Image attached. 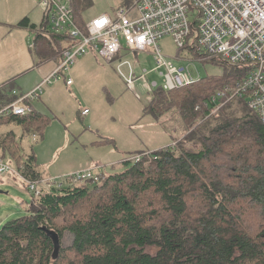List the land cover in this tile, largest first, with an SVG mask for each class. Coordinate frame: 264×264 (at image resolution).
I'll list each match as a JSON object with an SVG mask.
<instances>
[{
	"label": "trees",
	"instance_id": "obj_1",
	"mask_svg": "<svg viewBox=\"0 0 264 264\" xmlns=\"http://www.w3.org/2000/svg\"><path fill=\"white\" fill-rule=\"evenodd\" d=\"M72 2L83 29L87 23L77 14L83 7ZM20 25L36 29L28 19ZM46 26L36 37L35 52L41 62L60 61L71 38L46 33ZM195 31L179 56L187 51L212 61L224 68L223 76L157 91L147 106L157 113V101L161 106L177 95L174 105L188 123L182 130H187L185 142L139 152L134 156L144 155L140 162L126 160L120 171L104 173L98 182L33 195L26 215L0 229V264H264V124L246 97L235 98L214 116V95L203 93L214 86L233 88L251 66L201 55ZM235 143L236 151L226 152ZM30 159L24 162L27 176L40 180ZM50 232L60 240L56 256ZM66 233L73 243L64 249Z\"/></svg>",
	"mask_w": 264,
	"mask_h": 264
},
{
	"label": "built area",
	"instance_id": "obj_2",
	"mask_svg": "<svg viewBox=\"0 0 264 264\" xmlns=\"http://www.w3.org/2000/svg\"><path fill=\"white\" fill-rule=\"evenodd\" d=\"M37 1L44 10L47 30L68 35L71 43L65 47L55 70L40 85L25 96L18 97V93L14 92L17 100L2 110L0 117L32 115V102L42 95L45 84L66 79V84L71 86L73 80L67 76L80 58L93 53L107 62H113L123 49L122 42L131 52L153 54L155 71L160 72V82H150L148 76L151 72L146 70L140 76L132 73L126 78L128 86L138 97L137 81L143 82L149 94L192 85L200 79L195 78L188 67L175 65L164 54L160 41L170 37L175 47L181 50L188 44L192 29L196 28V43L205 55L221 57L234 65L251 66L243 81L233 88L225 86L212 97V111L221 109L237 97H246L247 105L264 124V0H137L131 8H120L115 17L100 15L83 29L77 23L72 0ZM126 64L128 62L123 63L119 70ZM88 112L86 110L84 114ZM143 157L136 155L128 161L137 163ZM100 169L94 167L35 180L27 176L24 164L14 166L0 157V178L6 175L17 178L35 196L51 188L98 182L103 175ZM40 183L43 188L38 187Z\"/></svg>",
	"mask_w": 264,
	"mask_h": 264
},
{
	"label": "rangeland",
	"instance_id": "obj_3",
	"mask_svg": "<svg viewBox=\"0 0 264 264\" xmlns=\"http://www.w3.org/2000/svg\"><path fill=\"white\" fill-rule=\"evenodd\" d=\"M77 2L83 7L78 8L79 13L77 14L82 17L85 23L103 14L115 17L120 8L130 4L129 0H77ZM34 35V33L31 34L32 39ZM122 44L123 49L113 62H107L95 54H89L82 57L79 63L77 62L78 64L75 63L68 73V78H72L75 82L73 87H68L64 80H54L43 86L40 109L50 115V122L44 136L41 138V134H38L43 140L40 143L43 147L41 145L42 148L38 151V145L35 144L33 154H35L36 162L44 175L56 176L66 171L83 169L88 165L86 162L82 163L85 159L89 161V164L94 161L106 164L119 160L118 165L111 169L113 172H117L123 168V161L142 150L148 153V151H157L170 145L174 146L173 144L177 147L182 144V141L185 142L187 130H182L186 129L188 123L180 114L179 107L174 105L177 95H170L161 106L157 101L154 104L158 107L157 113L148 111V92H145L143 82L137 81L135 84L137 92L141 94V98H138L122 78L129 76L132 69L125 65L121 67L120 72L117 71L118 62L123 60L134 62L137 57L144 63L135 67L133 72L136 76L146 70L151 72L148 76L150 82H160V72L155 71V58L150 56L146 59L142 53L131 55L129 54L131 51L125 43L122 42ZM160 45L164 54L175 65L188 67L197 79L221 78L224 74L222 66L212 61L202 62L200 57L193 56L187 51L181 52L180 57L179 50L170 37L162 39ZM200 54L205 56L203 51ZM179 57L182 59H178ZM82 61L83 64L79 66ZM219 90L220 88L214 86L203 93L204 95L205 93L215 95ZM110 96L113 100H110ZM199 106L202 109L203 105ZM85 109L91 111L88 118L82 114ZM219 110L212 111L213 115H217ZM93 117L97 123L89 124V120ZM97 133H101L103 137H113L119 151L109 144L104 146L86 145L97 139ZM172 136L176 138H172ZM67 139L72 142L66 145ZM238 145L232 144L229 149H226V152L234 153ZM113 149L115 150L113 152L118 155V159H115L116 157L110 159ZM5 178H11V180L6 181ZM38 187L43 188L41 183L38 184ZM0 191H2L0 193L1 229L9 220L26 215V209L34 196L21 181L11 175L0 178ZM149 196L157 203L156 195ZM145 206L146 204L143 209ZM72 243L73 235L71 233L64 234L62 248L67 249ZM147 250L155 253L152 248Z\"/></svg>",
	"mask_w": 264,
	"mask_h": 264
},
{
	"label": "crops",
	"instance_id": "obj_4",
	"mask_svg": "<svg viewBox=\"0 0 264 264\" xmlns=\"http://www.w3.org/2000/svg\"><path fill=\"white\" fill-rule=\"evenodd\" d=\"M24 19H28L29 23L32 26H35L36 29L20 25ZM45 19L44 10L41 8L37 0H0V112L16 101L19 96H25L33 91L43 82L41 80L44 77L46 78L55 70L61 61L48 60L41 62L35 52V40L37 35L42 33L45 29ZM48 32L49 31L47 30L46 33ZM33 33L35 35L32 39L31 34ZM129 54L138 55L139 53L129 52ZM142 56H145L146 59L150 56L154 57L153 54L148 52H142ZM81 59L82 58L79 60ZM79 60L77 61L78 63ZM125 62H128L126 65L132 69L129 74L131 75L133 73L135 76L136 74L133 72L135 71V67L144 63L137 59V57L134 62L123 60L117 64L118 72H120L119 67ZM82 64L83 61L79 64V66ZM130 75L122 77L125 82L126 78L130 77ZM61 80H64L66 84V79ZM74 85L75 82L73 81L72 86H67L73 87ZM144 90L147 93L145 88ZM132 91L136 94L134 90ZM14 92L18 93V97L14 94ZM147 94L148 103L152 102L155 93ZM139 95L140 96L138 97L136 94L138 98H141V94ZM110 100H113L112 96H110ZM32 107L34 113L32 116L27 118V121H20L18 118L24 117L18 116L0 117V157L4 158L7 162L13 164L14 166L23 165L26 160L28 161V159L33 158V167L37 173L40 174V180L64 176L73 172L87 170L94 167H101L100 172L103 174L113 172L111 169L112 167L118 165L120 162L119 160L106 164L94 161L89 164V161L85 159L82 163L86 162L88 164L86 166L87 168H78L71 172L66 171L65 173H61V175L57 174L56 176L50 174L44 175L40 171L41 167L38 166L36 162V156L33 154V150L35 148V144L38 145V151H40L43 147V145L40 144L41 141H43L41 138L44 136L49 125L50 115L45 113V110L40 109V97L32 102ZM86 110L89 112L84 114V111ZM82 114L88 118L91 115V111L89 109H85L82 111ZM92 123H97L94 117L89 120V124ZM90 126H88V128H91ZM38 134H41V138ZM71 142L72 141L69 142L67 139L65 144L67 145ZM107 144L112 145L114 149L116 148L115 150L119 151L116 146L115 139L113 137H103L101 133H97V139L86 145L104 146ZM114 149L111 150L110 159L115 157V159H118V155L113 152L115 151ZM140 152L145 151L142 150ZM17 155H21L22 158L14 162ZM5 180L10 181L11 178H5ZM22 204H24V201H22Z\"/></svg>",
	"mask_w": 264,
	"mask_h": 264
},
{
	"label": "water",
	"instance_id": "obj_5",
	"mask_svg": "<svg viewBox=\"0 0 264 264\" xmlns=\"http://www.w3.org/2000/svg\"><path fill=\"white\" fill-rule=\"evenodd\" d=\"M0 193H2V191H0ZM49 234H50V236L52 237V239L54 241L55 256H56L59 253V251H60V247H61L60 240H59L58 236L55 233L50 232Z\"/></svg>",
	"mask_w": 264,
	"mask_h": 264
}]
</instances>
